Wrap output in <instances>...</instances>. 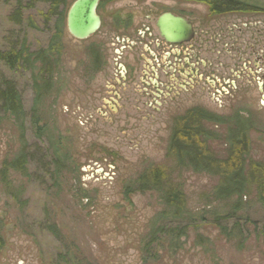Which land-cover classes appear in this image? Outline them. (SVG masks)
I'll return each instance as SVG.
<instances>
[{"label": "rangeland", "instance_id": "obj_1", "mask_svg": "<svg viewBox=\"0 0 264 264\" xmlns=\"http://www.w3.org/2000/svg\"><path fill=\"white\" fill-rule=\"evenodd\" d=\"M75 1L68 0L61 54L55 52L54 61H59L51 66L52 87L44 91L36 112L32 72L24 68L11 71L0 64V86L3 79L13 82L26 112L24 141L13 117L0 114V171L23 147L29 158L27 176L10 171L4 181L0 177V264H264V208L256 191L251 190L241 200V210L233 219L219 226L215 218L230 214L237 198L216 201L217 178L178 169L170 170V176L185 195L189 228L178 249L162 240L145 255L143 241L164 205L160 194L152 192L134 194L128 201L123 188L146 168L174 167L167 149L177 120L93 118L100 100L86 96L88 91L94 95L104 89L108 82L109 59L115 49L106 46L107 69L95 74L90 71L87 50L114 34L121 23L120 15L115 17L118 12L125 16L137 10V5L144 9L152 6L154 14H185L202 34L224 30L234 21L239 27L253 25L249 32L255 33L264 24V0H235L260 10L217 16L210 13L207 4L189 0L107 3L101 11L102 30L86 41L73 38L67 30V13ZM16 8V0H0V51L20 48L24 40L32 52L47 49L57 34L58 17L48 19L49 6L37 4L24 10L16 21ZM110 37L113 41V35ZM249 37L252 39L251 34ZM258 37L261 42L256 49L264 46V30ZM183 104L184 108L169 109L165 116L200 104L226 117L222 124L203 123L204 129L220 137L207 143L220 158H226L224 139L234 129L233 117L245 109L248 113L243 121L250 126L248 162L264 164V100L255 83L250 84L247 94L238 93L217 104L204 95ZM33 115L39 121L37 126L33 125ZM42 126L48 127L47 134L60 142L59 153L69 159L58 183L52 149L46 138H38L37 130ZM51 225L57 226L59 235L52 233Z\"/></svg>", "mask_w": 264, "mask_h": 264}, {"label": "flooded vegetation", "instance_id": "obj_2", "mask_svg": "<svg viewBox=\"0 0 264 264\" xmlns=\"http://www.w3.org/2000/svg\"><path fill=\"white\" fill-rule=\"evenodd\" d=\"M120 1L123 0L99 1L97 14L101 26L92 37L98 35L104 26L103 7L107 3ZM132 1L136 4L140 2ZM137 6V10L125 16L118 12L115 17L119 14L117 18L121 19V23L114 28V34L105 37L107 42L101 39L97 46H90L87 50L90 71L95 74L107 69L106 46L111 45L115 49L114 56L109 59L111 65L104 89L97 90L94 95L90 91L86 92L87 98L100 100L95 108L99 111L92 115L93 118L224 120L225 116L212 113L200 104L185 108L184 113L165 115L169 109L174 111L184 108V100L197 95H204L217 104L224 99H233L238 93L247 94L251 83H255L264 100V46L255 48L261 42L258 36H261L264 24L256 29L257 32L251 33L249 31L253 30V25L243 23L239 27L234 21L236 23L227 25L224 30L202 34L181 12L154 14L152 6V9ZM165 14L191 24L192 35L189 40L170 43L161 36L157 21ZM247 113L245 109H240L233 120L242 121L245 118L243 115ZM204 123L209 122L205 120Z\"/></svg>", "mask_w": 264, "mask_h": 264}, {"label": "trees", "instance_id": "obj_3", "mask_svg": "<svg viewBox=\"0 0 264 264\" xmlns=\"http://www.w3.org/2000/svg\"><path fill=\"white\" fill-rule=\"evenodd\" d=\"M109 1V0H108ZM202 2L208 5L212 15H222L232 12H251L260 10L257 7L241 3L235 0H189ZM37 4L49 6L47 18L58 17L56 36L49 47L39 52L30 51L26 40L20 48L14 46L11 51H0V64L14 71L24 68L32 72L34 81V112L40 105L44 91L52 87V64L55 52L61 54L59 50L60 39L63 33L65 21V9L68 0H16L15 20L21 19L23 11L33 8ZM56 42V43H55ZM47 78V79H45ZM0 114L13 117L20 132L21 141H24L26 112L22 103V98L13 82L3 79L0 86ZM3 119L0 117V123ZM211 124H222L224 120L214 118L182 119L177 120L172 130L167 157L174 161V167L167 170L159 166H151L142 171L137 179L126 184L123 188V196L130 201L134 194L158 193L160 194L164 210L153 218L150 232L143 241L142 252L146 255L152 253L155 245L162 240L171 242V247L179 248L180 239L186 235L189 228L188 221L190 213L186 207V199L183 191L174 183L170 176V170L178 169L191 171L196 174H205L217 178L218 183L214 188L213 198L216 201H230L237 198L233 204V211L224 216L215 218L219 226L222 222L233 219L235 214L241 210V200L247 197L251 190L256 191L259 204L264 208V164L248 162L250 156V126L248 121L234 120V129L231 130L224 141L227 145L226 158L215 155L208 147L210 140H217L220 137L204 129V121ZM34 126L39 121L32 118ZM47 126L38 127V138H46L54 156L53 174H56V183L61 172L65 170V161L69 159L62 156L57 146L60 142L55 141L53 136L47 134ZM26 146V144H24ZM25 148L11 161L5 162L0 177L3 181L9 172L19 173L27 176L28 161ZM50 230L55 235H59L56 225H51Z\"/></svg>", "mask_w": 264, "mask_h": 264}, {"label": "water", "instance_id": "obj_4", "mask_svg": "<svg viewBox=\"0 0 264 264\" xmlns=\"http://www.w3.org/2000/svg\"><path fill=\"white\" fill-rule=\"evenodd\" d=\"M100 0H76L67 14V30L80 41H85L98 32L101 19L97 14ZM161 36L170 43L187 41L192 35L191 24L171 14H165L157 21Z\"/></svg>", "mask_w": 264, "mask_h": 264}]
</instances>
